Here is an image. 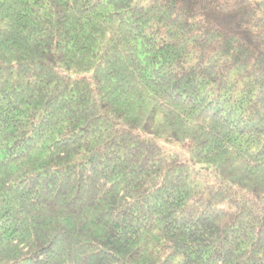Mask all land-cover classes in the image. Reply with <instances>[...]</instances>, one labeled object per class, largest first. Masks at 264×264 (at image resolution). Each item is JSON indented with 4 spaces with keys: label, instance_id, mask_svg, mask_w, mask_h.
<instances>
[{
    "label": "trees",
    "instance_id": "trees-1",
    "mask_svg": "<svg viewBox=\"0 0 264 264\" xmlns=\"http://www.w3.org/2000/svg\"><path fill=\"white\" fill-rule=\"evenodd\" d=\"M0 264H264V0H0Z\"/></svg>",
    "mask_w": 264,
    "mask_h": 264
}]
</instances>
